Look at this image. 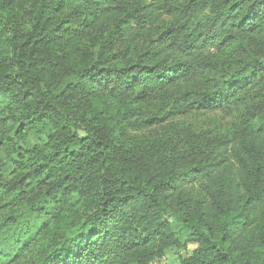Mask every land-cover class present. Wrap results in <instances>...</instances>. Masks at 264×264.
Here are the masks:
<instances>
[{
  "label": "trees",
  "instance_id": "16d2710c",
  "mask_svg": "<svg viewBox=\"0 0 264 264\" xmlns=\"http://www.w3.org/2000/svg\"><path fill=\"white\" fill-rule=\"evenodd\" d=\"M172 251L264 264V0H0V264Z\"/></svg>",
  "mask_w": 264,
  "mask_h": 264
},
{
  "label": "rangeland",
  "instance_id": "374dc122",
  "mask_svg": "<svg viewBox=\"0 0 264 264\" xmlns=\"http://www.w3.org/2000/svg\"><path fill=\"white\" fill-rule=\"evenodd\" d=\"M213 118L214 120L218 121L220 123L221 126H225L228 121L230 120V118L228 116H226L224 113L222 112H212V113H206L205 115L202 114H191L187 117H185V123H191V124H196L199 122H202L205 118ZM167 261L170 264H178L179 263V255L175 252H169L168 256H167Z\"/></svg>",
  "mask_w": 264,
  "mask_h": 264
},
{
  "label": "built area",
  "instance_id": "2783aa9c",
  "mask_svg": "<svg viewBox=\"0 0 264 264\" xmlns=\"http://www.w3.org/2000/svg\"><path fill=\"white\" fill-rule=\"evenodd\" d=\"M165 261H166V258H163V259H161V261L155 260V261H152L150 264H164Z\"/></svg>",
  "mask_w": 264,
  "mask_h": 264
}]
</instances>
